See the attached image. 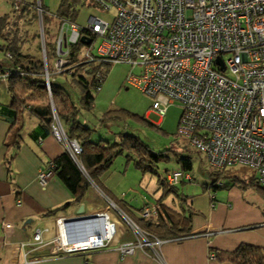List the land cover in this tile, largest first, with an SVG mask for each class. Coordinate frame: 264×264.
<instances>
[{"label":"built area","instance_id":"1","mask_svg":"<svg viewBox=\"0 0 264 264\" xmlns=\"http://www.w3.org/2000/svg\"><path fill=\"white\" fill-rule=\"evenodd\" d=\"M29 1L11 0L4 34L22 37L25 17L20 4ZM93 2L100 10H113L111 19L90 15L83 25L62 19L54 38L53 72L71 75V45L80 41L82 35L89 37L90 42L84 44L80 55L82 62L99 67L106 63L128 64L130 70L124 82L151 96V109L158 115L163 116L169 104L179 102L178 137L187 139L190 146L203 152L214 170L236 165L249 167L264 191V0ZM36 9L41 24L39 0ZM96 39L99 43L91 53L89 48ZM42 46L43 78L49 89L55 78L47 69ZM5 57L9 58L10 54L6 52ZM94 76L97 92L105 73L98 70ZM54 118L53 135L65 141L74 156L80 152V146L66 140L56 115ZM54 166L51 160L38 171L40 185L45 186L54 175ZM183 180H193L190 172L175 169L165 176L168 186ZM109 210L90 213L97 218L89 223L94 231L82 240L69 242L65 223L70 217H58L54 238H44L42 230L37 229L31 240L20 242L19 246L24 249L53 244L56 252L64 254L108 246L117 231ZM159 212H162L159 205L146 204L141 216L150 217ZM123 218L136 238L118 245L121 256L133 254L137 247L155 249L161 243L126 216ZM3 225L9 227L10 222Z\"/></svg>","mask_w":264,"mask_h":264},{"label":"crops","instance_id":"2","mask_svg":"<svg viewBox=\"0 0 264 264\" xmlns=\"http://www.w3.org/2000/svg\"><path fill=\"white\" fill-rule=\"evenodd\" d=\"M40 1L49 14L54 13V0ZM87 7L83 6L82 10L86 12H78L74 20L79 25L85 24L90 15L106 19L112 17V14L104 17V13L98 9ZM10 12V0H0V16ZM88 12L89 16L86 18L85 13ZM27 20L28 18L25 26L26 40L28 32L34 31V25L38 23L30 24ZM32 36L31 34L30 37ZM40 58L44 60L43 49ZM6 65L9 64L3 63V69H6ZM53 71L52 62V74ZM7 72L8 70L0 69V264H232L219 261L211 254L215 251H232L240 244L264 248V213L251 210L250 205L242 199L240 185L235 182L226 187L229 191L226 197L218 196L216 192L211 195L209 208L201 211L202 208L195 204L193 198L185 197L182 200L174 192L166 193L158 179L152 182V176H146L149 172L141 171V176L138 171L134 172L135 183L119 189L114 179L109 180L110 175H116L114 177L120 180L117 175L126 174L128 168L125 173L113 172L108 168L99 177L100 188L120 201L129 216L113 203L118 210L116 211L109 203L112 202L110 198L94 183H91L81 203L50 213L72 201L74 195L55 173L45 186L38 182L37 173L49 161L64 151H69L68 145L65 141H59L53 133L44 134L37 117L27 113L21 119L16 117L15 111L10 107ZM59 124L63 129L60 122ZM133 190L134 193L148 192V200L141 202L140 198L136 207L133 200L127 198ZM175 190L179 193L177 186ZM171 195L177 198H172ZM147 203L161 207L162 212L151 216L154 222L159 220L165 225L164 228L153 226L161 233V243L155 249L137 247L133 254L121 256L118 245L136 238L123 216L137 222ZM80 204L84 205L83 213L86 214L109 210L108 206L111 207L109 213L116 222L117 231L110 245L69 254L56 252L53 244L20 248V242L31 240L37 229L42 230L44 238H54L57 231L56 218L77 215ZM155 216L162 218H154ZM5 222H10V226L5 227ZM24 252L27 253L26 257Z\"/></svg>","mask_w":264,"mask_h":264},{"label":"trees","instance_id":"3","mask_svg":"<svg viewBox=\"0 0 264 264\" xmlns=\"http://www.w3.org/2000/svg\"><path fill=\"white\" fill-rule=\"evenodd\" d=\"M39 3L42 9L40 19L44 34L46 64L50 76L54 78V73L51 74L52 66L49 62L50 58H54V40L51 42L53 47L51 46L50 49H48L45 40L48 28L51 26L50 24L54 23V18L58 23L57 27L62 19L74 21L79 11L78 6H96V4L93 0H60L57 11L49 14L50 12L46 10L40 0ZM20 9L25 17V26L26 18H28L27 22L30 24L38 22L39 16L36 9V0H30L27 3L22 2ZM8 18L9 14L0 16V37L5 41L4 45H1L0 48L5 53L8 52L10 54L9 58L5 57L10 67L6 65V69H3V63L0 62V69L3 71L8 70L7 82L10 93V107L15 111L18 119L23 118L26 113L37 117L44 134L52 133V126L56 123L54 115H56L63 127L66 140L75 141L80 146V152L75 153L74 156L69 151H64L53 160L55 164L54 173L72 192L74 198L72 201L51 210L50 213L63 210L71 204L81 203L91 183L100 188V175L110 167L114 158L121 153H125L127 161H133L134 166L139 168L143 173L149 172L157 175L158 182L166 193L174 192L182 200L185 199L183 195L175 190L176 185L168 186L166 184L165 176L159 174L155 165L158 155L149 149H142L136 136L120 132L113 142L104 139L95 141L91 139L94 128L77 119L80 110L91 111L94 108V91L97 86V80L94 76L96 71L102 70L106 73V68L111 64L106 63L99 67L94 66L92 63L82 62L83 59L80 55L84 44L78 41L71 45L70 48V65L73 70L71 75H67L71 88L77 91V100L74 99V93L64 84L53 81L50 82L48 89L43 78L45 70L44 61L40 57H35L22 50V45L26 41L25 35H27V31H23L22 37H18L17 34L11 37L3 33ZM121 111L112 108L107 109L100 115L98 119L99 124L104 125L113 121H122L123 114ZM178 160L182 164L179 170L189 172L192 169V162L188 157L183 156ZM240 167L243 168L245 166L240 165ZM233 168L236 170L241 169L238 166H230L222 170H213L211 174L214 176V181L211 186L218 187V181L222 178H228L230 182H235L239 185L241 183V186L245 183H255L259 186L254 172L250 168L248 175L245 173L244 175L239 173L232 174L230 169ZM101 190L124 214L128 215L120 201L110 192ZM151 218L153 217L141 216V219L137 222L134 221V223L155 237L162 238L160 237L161 233L153 226L164 228V223L159 220L154 222ZM154 218L162 217L155 216ZM212 254L214 255L213 258L219 261H228L232 264H264V248L251 244H240L232 251H215Z\"/></svg>","mask_w":264,"mask_h":264},{"label":"rangeland","instance_id":"4","mask_svg":"<svg viewBox=\"0 0 264 264\" xmlns=\"http://www.w3.org/2000/svg\"><path fill=\"white\" fill-rule=\"evenodd\" d=\"M59 1L60 0H54V13L58 9ZM82 7H77L79 10L78 12L85 11L82 10ZM91 7L103 12L104 17H109L113 12V10H100L97 5ZM85 15L87 18L89 12L88 14L85 13ZM57 25L58 23L54 18V23L48 28L45 38L48 49H50L51 46L53 47L51 42L54 40L53 37L57 35ZM34 26V31L28 32L29 36L22 45V50L26 53L35 55V57H41L42 44L44 45L43 30L41 33L42 25L37 23ZM31 34L33 35L32 37H30ZM4 43V39L0 37V46L4 45ZM98 43L99 39H96L94 43H92L89 48L91 53L95 52ZM53 60L54 58L49 59L51 66ZM0 61L2 63H9L8 60L5 59L4 52L1 48ZM106 69L105 76L101 83V89L97 92L94 91V108L91 111L80 110L78 113V118L80 120L94 128L91 139L95 141L104 139L113 142L116 139L117 134L120 132L133 134L137 137L142 149H149L158 155L155 165L159 174L162 176H165L167 172L174 169H181L182 164L178 159L183 156L188 157L192 162V169L189 172L193 177V180H184L183 183H179L176 186L178 187L179 193L184 197L193 198L195 204L202 208L201 211H205L209 208L211 195L217 193L218 196L226 197L229 192L226 187L231 186V182L228 178H222L218 181V189L211 187V184L214 181V176L211 172L214 168L209 164L206 155L190 146L187 139L176 135L177 123L181 114V106L179 102L174 101L169 104L165 114L160 116L151 109V96L142 93L137 88L128 86L124 82L125 76L130 70L128 64L114 63L109 65ZM67 75V73L63 72L54 73L53 76L57 83L67 86L74 93V99L77 100V91L71 88V83L67 80ZM109 108L122 110V121H113L104 125L99 124L98 119L100 115ZM127 163L129 164L126 165ZM237 166L238 168H241L240 165H236L235 167ZM127 168L128 170L126 174L117 175L120 176V180H118V177L117 179L114 177L116 175H110L109 180L111 181L114 179L119 189L135 183L136 179L134 172L138 171L140 176L142 175V172L140 169H136L133 161H127L125 153L117 155L109 167V170H112L113 172L118 171V173H125V169ZM230 170L232 174L239 173L244 175L245 173L248 175L250 173V169L247 166L239 170H236L235 168ZM146 176H152V182H155L154 180L158 179V176L153 173H149ZM240 190H242V199L250 205L251 210L255 213L261 211L264 213V191L259 186L255 183H245L241 186L240 183ZM134 192L135 190H133L131 194H128L127 198L133 200V204L136 207L140 200L141 202L148 200V192L144 194H142L141 191H138L137 193ZM143 195H145V198ZM171 196L172 198H177L174 195ZM147 205L149 204L147 203ZM113 208L118 211L116 207L113 206Z\"/></svg>","mask_w":264,"mask_h":264},{"label":"water","instance_id":"5","mask_svg":"<svg viewBox=\"0 0 264 264\" xmlns=\"http://www.w3.org/2000/svg\"><path fill=\"white\" fill-rule=\"evenodd\" d=\"M80 41L83 44H88L90 38L82 35L80 36ZM219 60V59H217ZM84 212V205L80 204L79 209L77 210V215L70 217L65 223V233L67 240L69 242H75L86 238L94 228L90 226L91 221L97 220L96 216L93 214H86ZM97 227L95 228V232Z\"/></svg>","mask_w":264,"mask_h":264}]
</instances>
